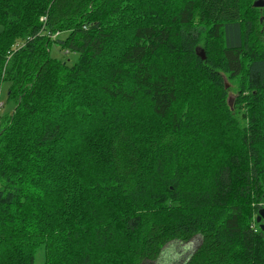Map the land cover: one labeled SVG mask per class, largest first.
Instances as JSON below:
<instances>
[{
	"label": "trees",
	"instance_id": "1",
	"mask_svg": "<svg viewBox=\"0 0 264 264\" xmlns=\"http://www.w3.org/2000/svg\"><path fill=\"white\" fill-rule=\"evenodd\" d=\"M256 1L0 0V264H264Z\"/></svg>",
	"mask_w": 264,
	"mask_h": 264
},
{
	"label": "rangeland",
	"instance_id": "2",
	"mask_svg": "<svg viewBox=\"0 0 264 264\" xmlns=\"http://www.w3.org/2000/svg\"><path fill=\"white\" fill-rule=\"evenodd\" d=\"M254 1L255 0H250L249 6H245L243 10L244 17L248 20L253 19L254 17L261 19L262 17V12L260 10L256 12L250 10V8H252ZM66 35L67 34H62V35L58 34L54 37V39H57V38L65 39ZM21 44L22 42H19V45ZM51 53L54 59L61 60L62 62H66L69 66L73 65L77 59V55H74L71 53L68 54L65 50L60 48L58 45H54L52 47ZM200 54H204L205 56V53L202 50H200ZM230 87H231L230 89L231 92L229 93L230 94L229 104L231 107H233L236 95H234L233 93L234 87L228 85V88ZM8 92H9V84H4L0 87V118L3 117L5 114H10L13 111V104L8 103V99H7ZM262 223H264V221H262ZM200 243H201L200 237L192 240L188 244L172 243L165 248L161 258L157 262L144 263V264H184L187 261V259L199 247ZM43 259L44 258H43L42 252H39L36 256L35 264H44Z\"/></svg>",
	"mask_w": 264,
	"mask_h": 264
},
{
	"label": "water",
	"instance_id": "3",
	"mask_svg": "<svg viewBox=\"0 0 264 264\" xmlns=\"http://www.w3.org/2000/svg\"><path fill=\"white\" fill-rule=\"evenodd\" d=\"M254 7L255 8H264V0H257L254 3ZM200 56L202 57V59H205L204 54H200ZM262 221H264V210L260 211L259 216L257 218L258 223H261ZM261 229L264 231V223L261 224Z\"/></svg>",
	"mask_w": 264,
	"mask_h": 264
}]
</instances>
